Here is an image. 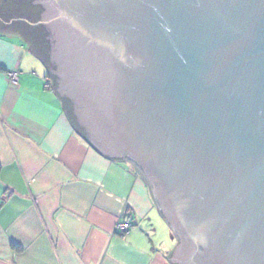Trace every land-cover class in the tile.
<instances>
[{"label": "water", "instance_id": "obj_1", "mask_svg": "<svg viewBox=\"0 0 264 264\" xmlns=\"http://www.w3.org/2000/svg\"><path fill=\"white\" fill-rule=\"evenodd\" d=\"M51 1L55 91L146 179L167 260L264 264V0Z\"/></svg>", "mask_w": 264, "mask_h": 264}, {"label": "crops", "instance_id": "obj_2", "mask_svg": "<svg viewBox=\"0 0 264 264\" xmlns=\"http://www.w3.org/2000/svg\"><path fill=\"white\" fill-rule=\"evenodd\" d=\"M7 21L0 17V264H171L177 242L168 227L159 235L144 177L77 131L42 60Z\"/></svg>", "mask_w": 264, "mask_h": 264}, {"label": "flooded vegetation", "instance_id": "obj_3", "mask_svg": "<svg viewBox=\"0 0 264 264\" xmlns=\"http://www.w3.org/2000/svg\"><path fill=\"white\" fill-rule=\"evenodd\" d=\"M5 6L0 17L7 18V24L15 28L28 45L42 60L46 72L56 85V66L52 59V49L55 44L51 23L48 20V6L51 0H4ZM50 11V10H49ZM54 19L51 22H55ZM65 103L69 102L65 100Z\"/></svg>", "mask_w": 264, "mask_h": 264}, {"label": "built area", "instance_id": "obj_4", "mask_svg": "<svg viewBox=\"0 0 264 264\" xmlns=\"http://www.w3.org/2000/svg\"><path fill=\"white\" fill-rule=\"evenodd\" d=\"M6 78L8 82L12 85H15L17 83L18 77H17V72L15 71H10L6 74ZM129 228V223L128 222H121L116 225V231L120 236H123Z\"/></svg>", "mask_w": 264, "mask_h": 264}, {"label": "rangeland", "instance_id": "obj_5", "mask_svg": "<svg viewBox=\"0 0 264 264\" xmlns=\"http://www.w3.org/2000/svg\"><path fill=\"white\" fill-rule=\"evenodd\" d=\"M53 85H54V84H53ZM64 105H65V107H66V109H67V105H66L65 103H64ZM159 219L161 220V222H160V220H159V235H160V234H162V232H166V231H168L167 229H168L169 227H168L167 224L164 222V220L162 219L161 216H159ZM167 227H168V228H167ZM168 233H169V232L163 234V237H164V239H165L166 241H167V240H170ZM173 235H174V233H173ZM161 236H162V235H161ZM174 237H175V235H174Z\"/></svg>", "mask_w": 264, "mask_h": 264}, {"label": "trees", "instance_id": "obj_6", "mask_svg": "<svg viewBox=\"0 0 264 264\" xmlns=\"http://www.w3.org/2000/svg\"><path fill=\"white\" fill-rule=\"evenodd\" d=\"M55 87V86H54ZM69 115H70V117H72V115H71V113H69ZM72 119H73V117H72ZM145 179V178H144ZM146 180V179H145Z\"/></svg>", "mask_w": 264, "mask_h": 264}]
</instances>
